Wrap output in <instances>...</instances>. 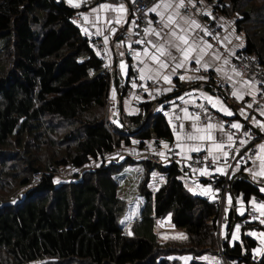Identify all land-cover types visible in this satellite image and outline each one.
Listing matches in <instances>:
<instances>
[{
  "label": "trees",
  "instance_id": "trees-1",
  "mask_svg": "<svg viewBox=\"0 0 264 264\" xmlns=\"http://www.w3.org/2000/svg\"><path fill=\"white\" fill-rule=\"evenodd\" d=\"M206 1L219 2L220 14L239 13L244 48L257 53L264 69V0ZM75 11L62 0H0V167L8 174L0 181V264H179L158 255L154 226L167 213L191 248L216 247V203L191 193L174 162L140 161L146 180L158 168L165 181L153 192L142 188L134 220L121 222L127 208L115 176L121 163L108 156L134 140L141 149L151 139L171 140L172 132L155 111L161 99L141 102L135 114L121 110L108 122L111 74L72 21ZM176 84L173 95L187 86ZM117 86L123 97L125 84ZM135 161L127 157L124 164ZM91 162L98 165L87 168ZM67 167L79 170L55 182ZM11 180L10 189H23L14 204ZM228 190L246 203L264 198L240 174L230 176ZM234 215H227V230ZM255 223L241 227L232 245L221 242L228 264H264V254L253 259L257 242L246 233Z\"/></svg>",
  "mask_w": 264,
  "mask_h": 264
},
{
  "label": "crops",
  "instance_id": "crops-1",
  "mask_svg": "<svg viewBox=\"0 0 264 264\" xmlns=\"http://www.w3.org/2000/svg\"><path fill=\"white\" fill-rule=\"evenodd\" d=\"M62 1H64L70 7L76 9V11L74 12V15H73L74 19H72V21L77 25L80 32L84 36H87L89 34L97 35L104 42L105 48L108 51L109 66H104V67L111 74L109 91L111 93H114L113 90H115L114 96L116 98V101H117L116 103L118 106L117 113H114L112 115V116L116 117V119H113L114 122H116L117 119H119V117H120V112H121L120 106H122V110L125 113H128V114L137 113L138 110H136L135 108L132 107L131 101L128 98V96H126V95L123 96V97H126V100L123 101V97H121L120 94L118 93V86H117V82H119L121 84V86H123L124 81L127 79V76L129 73L128 63L130 61V58H128L125 55V51H126V48L128 47L129 41L123 39L122 33L124 30L130 31V29L131 30L133 29L132 17H131L130 8H129L130 0H73L72 3H70L69 0H62ZM157 2H158V0H157ZM157 2L152 4L150 6V8H152V6L155 5ZM177 2H178V0H177ZM193 2H194V4L198 3L201 5L199 7V11L196 10L195 12H189V13L182 12V14L189 16V17H192V18L198 20L202 26H206V24H204L199 19L198 12H200V11L205 12L207 10H210V7H208L209 4L206 2V0H194ZM185 3H187V0H185ZM74 4H79V6H74ZM100 4H110V5H116V6L123 5L124 8L126 9V14H120L116 11L107 10V9H100L99 8ZM94 8L97 9L96 12H92V9H94ZM150 14L159 20V17H157L155 13L150 12ZM85 17H87V19H85ZM239 17H240L239 13L237 11H233L231 14H228V15L220 14L219 15L220 32L218 33V35L216 37L205 36L203 31L198 30V35L200 37H202L204 40H206L207 43L212 46L210 49H208L209 55L206 56V59L212 65L211 67L208 68V70H210V72L214 76V79H212L214 84L213 83L207 84V80H192V81L183 80L182 81L179 78L180 76L192 75V74H190L188 71L186 72L184 69H178L177 70L176 75L172 77V86H174L173 90L168 91V92H163L160 95L163 98V99L162 98L161 99L166 100L165 102H167L168 104H173L174 100L177 97H184L185 107L182 108L181 110H179L178 112L158 110V105L155 107L156 108L155 111H160V112L162 111V113L164 114V116H165V118L169 124L171 132H172L171 140H160V142L164 141L167 145L170 143H173V145L175 146L177 143L176 136L180 134V127L179 126L181 123H183L184 129L186 131H192V121L189 119H184L185 112L182 111L183 109H187V112L190 113L193 117H195V115L190 110L191 106L205 102L208 106L212 107L211 104H209L207 102V100L200 97L199 94L201 92L206 93L212 97H219L223 101V104L230 108V110L233 112V115L232 116L225 115L222 111H219V110H217V108H214L218 113L222 114L223 116H225L228 119H231L232 122H239L240 124L247 123V125L254 132H256L258 134L262 133L258 127H255L252 124V118L253 117H256L257 120L264 121V116H261L260 112H259V109L264 108V94L261 91L260 82H259V80H257L252 75L241 74L240 76H235L234 73L232 72V68H234L232 65V57L236 51H238L241 48H244L245 43H246L244 33L241 30H238L237 25H236V21L238 20ZM117 18H119V23H117ZM185 27H187V25H185ZM113 29H115V32H113ZM106 37H107V43H105ZM237 37H239V39H237ZM121 42H123V44ZM240 44H242L243 46L237 47V45H240ZM146 46H148V45L146 44ZM148 47H150V46H148ZM133 50H134V52L132 55V60L139 61L140 58L134 59L133 57L137 52H142L143 49L134 48ZM150 51L154 52V49L150 48ZM213 52H215L217 55H219L221 57V59L213 60V57L210 55ZM121 53H123V55H121ZM225 58L229 61V63L227 65H225L223 63ZM122 60L124 61L125 65H126L125 71L127 74H124V72H122V70H121L120 64H121ZM146 62L151 66V61H146ZM191 64L196 65L194 61H189L187 67H189ZM144 66H145L144 64H140L139 68H142ZM221 66L224 68V71H225V73H227L228 76H232L233 80L240 81V83L237 84L238 88L244 86L243 85L244 81H253V82H255L256 88H259L260 91L255 92L254 96L245 94L242 100L236 99L232 95V91H233L232 83L229 82L223 74H220L216 71V68L221 67ZM168 71L169 70H164V74H167ZM215 80L224 81L227 85L230 86V88H231L230 98H226L224 96V94L220 91V89L215 85ZM155 81H157V83H158V86H156L155 89H162V88L169 87V85L163 81L162 76L158 80H155ZM177 82L182 83V85H187V86L185 88H183L180 92H178L176 95H173L174 92H176V85H177L176 83ZM198 82L200 84H198ZM193 89H195L196 91L193 92L191 96L185 95L186 93L192 92ZM246 91H247V89H246ZM119 97L121 98V101H119ZM164 98H166V99H164ZM254 99H255V103L253 102ZM193 100L195 101V104L191 103V101H193ZM249 100H251V101H249ZM213 102H215V101H213ZM249 104H252L251 109L247 107V105H249ZM112 105H113V103H112ZM242 109L247 113L246 117L240 114ZM177 117H179V119H176ZM170 121H171V123H170ZM210 121L213 124L220 123V122L216 121L215 119H210ZM210 121L209 120L206 122L200 121V124L201 125H207ZM174 129H175V134H174ZM225 132H230L226 128V126H225ZM216 135L219 136V133H216ZM148 141H150V140H148ZM151 141H152V139H151ZM217 142H221V141L218 139ZM223 142L227 143L226 138ZM262 143H264V139H261V140L258 139L253 143V146H252L253 154L251 157H253V158L256 157V154H257V147L256 146L260 145ZM209 146H210V142H208V141L201 142V151L200 152L209 156V154L207 152V148ZM224 150L228 151V148L226 147ZM243 150H244V148H243ZM178 151H179V149H178ZM214 151H215V149H214ZM192 154H193V152H186L185 153V155L187 157L191 156ZM164 162H166V164L169 163L165 160H164ZM235 166L236 165H234L232 167L228 166L229 170L227 171V174H230V175L240 174L242 176H246V178H248L250 181H252L254 184H256L259 187V190L261 187H264V177H257L256 180H254L253 176L250 173L244 171L245 167H248V168L253 167V163L251 160L247 159L245 164H241V166L238 170H236L235 172H232L230 169L235 168ZM222 167H225V166H222ZM256 170L259 171V160H257V162H256ZM216 173H218V172H216L214 170H210L209 175H200V173H199V177L197 179L191 178L188 175H184L183 173H181L180 177H181L182 181L184 182L185 186L187 185L189 187V189H191L190 191L192 193H195L196 195L213 194L212 188L210 191L208 190L209 189L208 179H210ZM218 174H220V173H218ZM227 174H225V175H227ZM220 175H223V174H220ZM204 179H206V180H204ZM262 194H264V193H262ZM229 195L232 198L231 204H229V202H228V196ZM252 198H254V197H250L248 203H246V202H244L243 198L240 195H232L228 190V192L226 193L225 198H224L223 211L226 209L227 215L230 212H232L233 215L235 214L236 216L235 215L234 216L237 217V216H239L240 211H242L247 205H253L250 203ZM238 200H240L242 202L237 203ZM255 201L257 202V204H259L261 202H264V198H260V199L255 198ZM237 210H239V213L237 212ZM256 210H258V209L256 208ZM259 219L264 220V216H261ZM234 225H235V218H234V222H233V225H232L230 230H227V225L223 226L224 227L223 232L226 233V235L228 236V239H229V237H231V235L234 231V229H233ZM251 228H253L254 230L260 229V230H257V232L260 231L264 234V223H261V221L255 223V225L252 226ZM235 232H236V237L240 236L241 230L240 231L236 230ZM238 239L235 238L234 242L237 241ZM261 255L262 254L257 255L256 253L253 252V256H254L253 259L254 260L259 259V257Z\"/></svg>",
  "mask_w": 264,
  "mask_h": 264
},
{
  "label": "snow or ice",
  "instance_id": "snow-or-ice-1",
  "mask_svg": "<svg viewBox=\"0 0 264 264\" xmlns=\"http://www.w3.org/2000/svg\"><path fill=\"white\" fill-rule=\"evenodd\" d=\"M69 2L72 3L73 0H69ZM188 5H192L193 7L195 6L193 0H187V3H185V0H178V2L177 0H158V2L153 5L152 8L147 10V12L155 13L156 16L159 17L158 23L160 24V27H153V21L149 20L148 26L144 29V39L135 41L137 44H147L150 46L144 47L142 52H137L133 57L134 59L140 58L139 63L145 65L144 67L138 69L141 73L139 79L158 80L162 76L163 81L169 85L167 88L155 89L157 94H162L163 92L173 90L174 86H172V77L176 75L178 69H184L186 72L190 71V69L187 67L189 61H194L197 65V69L195 71H199L200 68H203L205 71H207V69L212 66L211 63L206 59V56L209 55L208 49H210L212 46L198 35V30L203 31L205 36H210L212 34L208 31L207 26H202L198 20L182 14L181 10L186 9ZM74 6H79V4H74ZM99 8L116 11L120 14H126V9L123 5L116 6L110 4H100ZM96 11L97 9H92V12ZM197 11H199V9ZM203 14L208 16L211 15V13L207 11H205ZM85 19H87V17H85ZM117 23H119V18H117ZM132 25L133 27L136 26L135 20L132 21ZM185 25H187V27H185ZM113 32H115V29H113ZM237 39H239V37H237ZM105 43H107V37L105 38ZM121 43L123 44V42ZM242 46V44L237 45V47ZM128 47L131 50V42H129ZM150 48L154 49V52L150 51ZM121 55H123V53H121ZM210 55L213 57V60L221 59V57L215 52L211 53ZM146 61H151V66ZM223 63L227 65L229 61L225 58ZM120 67L122 72L127 74L125 71L126 65L123 60L121 61ZM164 70L169 71L167 74H164ZM216 71L220 74H223L225 78L232 83V95L236 99L242 100L245 94L254 96L255 92L260 91L259 88H256L255 82L253 81H244V86L238 88L237 84L240 83V81H235L233 80L232 76H228L222 66L217 67ZM232 72L235 76L241 75L236 71L235 68H232ZM179 78L182 81L207 79V77L199 75H182ZM141 86L143 87V85ZM133 87H137L135 81L133 82ZM144 90L148 91L146 87ZM113 91L115 93V90ZM195 91L196 90L193 89L192 92L186 93L185 95L191 96ZM149 95L151 97V92H149ZM199 95L200 97L207 100V102L211 104L213 108H217V110L222 111L225 115H233V112L230 110V108L224 105L223 101L219 97H212L203 92H201ZM137 99L139 98L137 97ZM180 99H184V97H180ZM253 102L255 103V99ZM191 103L195 104V101L193 100ZM195 106L202 109L206 113L207 110L204 108L203 103L195 104ZM247 107L251 108L252 104L247 105ZM182 111L185 112L184 119H189L192 121V131H186L184 129L183 123L180 124V134L176 136L177 143L175 145V147L179 149V151L176 152L177 156L190 159V157H187L185 153L200 152L201 142L208 141L210 142V146L207 148V152L211 157L212 164L216 165L222 157L225 161L229 158V152L224 150L226 147L228 149H234V151L238 153L240 148L244 147L251 139H253L251 130L243 132L239 138V147L234 148V145L236 144L235 133L225 132L224 124H213L209 118L210 122L207 125H201L199 114L193 117L187 112V109H183ZM259 112L261 116H264V108L259 109ZM240 114L245 117L247 116V113L243 109L241 110ZM176 119H179V117ZM252 124L255 127H258L262 133H264V121L257 120L256 117H253ZM229 127L236 130V132H240L243 128V125L239 122H233ZM216 133H219V136H217ZM225 138L227 143L223 142ZM218 139L221 142H217ZM133 143L137 142L134 141ZM160 144L163 149L171 151L164 141H161ZM256 147V157H248V159L252 161L253 167L244 168V171L250 173L254 180H256L257 177H264V143L257 145ZM157 154L160 155L161 158H165L166 156L165 151H160ZM209 156H206L205 160H207ZM231 158L236 160L235 168L230 169L232 172H235L240 168L241 163L245 162V157L241 156L237 158L233 156ZM257 160H259V171L256 170ZM212 170L220 174H227L229 169L228 166L225 165V167L218 166ZM193 171H198L200 175L210 174V170L207 165L201 169H193ZM153 175L155 176L156 174L153 173ZM162 179L163 178L161 177V180ZM55 182L59 183V180ZM208 190H211V186H209ZM260 191L264 193V187H261ZM228 202L229 204L232 203V198L230 195L228 196ZM241 202L242 201L240 200L237 201V203ZM250 203L259 210L261 216H264V202L257 204L255 198H252ZM240 214L243 215V211H240ZM121 222L123 223V221ZM261 223H264V220H261ZM239 227L240 226L237 225L236 229L238 230ZM232 235L235 239L236 232L234 231ZM180 237L185 238L183 237V234H180ZM253 251L257 252L258 254H264V250L254 249Z\"/></svg>",
  "mask_w": 264,
  "mask_h": 264
},
{
  "label": "built area",
  "instance_id": "built-area-1",
  "mask_svg": "<svg viewBox=\"0 0 264 264\" xmlns=\"http://www.w3.org/2000/svg\"><path fill=\"white\" fill-rule=\"evenodd\" d=\"M194 1V0H193ZM157 2V0H130L129 2V8H130V14L132 17V21H136V26L133 27V29L130 31L124 30L122 33L123 39L128 40L131 42V50L129 47L126 48L125 55L130 58V61L128 63L129 66V73L127 76V79L124 81L125 84V94L124 96H128V98L131 101V105L133 108L138 110L139 104L141 102L150 101V100H160L162 97L160 94H157L155 92L156 86H158L157 81L155 80H141L140 72H139V66L140 63L137 60H132V55L134 52V48L136 49H143L146 47V44H137L135 41L144 39V29L148 26V21H153V27L158 28L160 24L158 23V19L156 17H153L150 12H147V10L150 8L152 4ZM210 7V10H207V12H210L211 15H204V11L198 12L199 19L206 24L208 31L212 34L210 37H216L218 33L220 32V21H219V15L217 10V6H220V3L215 1L213 4L211 2L206 1ZM192 5H188L186 9H182V12L189 13V12H195L199 9L201 6L200 4L196 3ZM147 13V14H146ZM74 19V16L72 17ZM88 41L93 47V49L96 51L97 57L101 60L102 64L104 66H109V56L108 51L105 48L104 42L95 34H89L87 35ZM232 65L236 69L237 72L240 74H248L254 76L257 80L260 82V88L261 91L264 94V69L260 65L259 57L255 51H248L245 48H241L238 51L235 52V54L232 57ZM190 71H188L192 75H199L207 77L208 79H214L213 74L210 72V70L207 69L205 71L203 68H200L199 71H195L197 69V65L191 64L189 67ZM135 81L137 87H133V82ZM143 85V87L141 86ZM215 85L220 89V91L224 94L226 98H230L231 95V88L229 85H227L224 81L221 80H215ZM147 88L148 91H145L144 88ZM149 92H151V97L149 95ZM137 97L139 99H137ZM154 97V98H152ZM166 100L160 101L162 103V110L164 111H174L178 112L182 108L185 107V101L184 99H180V97H177L173 104H168L165 102ZM251 101V100H249ZM204 108L207 110L206 113L196 107L195 105L190 107V110L192 113L196 116L197 114L200 115V121L206 122L210 119H215L216 121L224 124L226 128L230 131L235 133V139L236 144L235 147H239V138L241 137L243 132H247L251 130L253 139H251L248 144H246L244 147L240 148V151L237 153L234 151V149H228L229 152V158L225 161L223 158L219 162H217L216 165L212 164L211 157H209L207 160H205V155L202 152H193V154L190 157V159L183 158L182 156H177L176 152L178 149L173 145V143L168 144V147L171 149V151H167L166 149H163L160 141H153V152H146L145 151V158L156 161L161 163V161H168L174 162L177 164V166L182 170V173L184 175H188L191 178L197 179L199 177L198 171H193V169H201L204 168L206 165L209 167V170L214 169L215 167H222V166H234L236 165V160L232 159L231 157L235 156L237 158L243 156L245 157V162H242L241 164H245L248 157L252 156V146L253 143L256 140L264 139V133H256L254 132L247 123L242 124L243 128L240 132H236V130L231 129L229 126L231 125L232 120L226 118L222 114L218 113L214 108L208 106L205 102L203 103ZM251 109V108H250ZM244 148V150H243ZM160 151H165L166 156L165 158H161L160 155L157 153ZM230 174H223L220 175L218 173L214 174L210 179H208L209 186H211L213 190V194H202L200 195L202 198L214 201L216 203V208L219 212V217L217 221V230H220V226L222 223H224L223 226L227 225V216H223V208H224V198L226 193L228 192V180L230 178ZM219 190V191H216ZM243 215L239 214V217L235 219V224L239 225L240 228L245 226V224L250 222H259L261 221L259 218L260 213L253 205H247L243 210Z\"/></svg>",
  "mask_w": 264,
  "mask_h": 264
},
{
  "label": "rangeland",
  "instance_id": "rangeland-1",
  "mask_svg": "<svg viewBox=\"0 0 264 264\" xmlns=\"http://www.w3.org/2000/svg\"><path fill=\"white\" fill-rule=\"evenodd\" d=\"M125 100H126V97H123V101ZM116 102L117 101L114 96V93H111L109 91L108 98H107L108 122H114L112 115L114 113H117L118 106ZM161 109H162V103L158 104V110H161ZM134 141H132V144L130 147L120 148L108 156V160L112 162L117 161L121 163L120 169L115 170V176H117V179H119L118 195L122 197L127 204L126 211L121 216V221L126 223V225H128L134 220L136 214L138 213L140 209V206L142 205V202H143V194L141 191L142 188H145L146 190L153 192L158 187H160L165 181L164 175L161 173V171L158 168H155L151 172V174L148 176V180H146L147 176L144 174L143 166L140 163V161L143 158H145L144 154L146 150H147L146 151L147 153L153 152L152 151L153 140L147 141L145 143L144 148L142 149L139 148L138 143H133ZM41 157L45 158V155H41ZM127 157L135 158L136 161L134 162V164L132 163L124 164ZM161 164L166 165V162L161 161ZM97 165H98V162H91L87 164L86 167L90 168V167H95ZM8 169H12V168L9 167ZM75 170L77 171L79 169H69V167H67L64 170H61V173L57 174L56 180H59L60 179L59 177L61 175H67V173H72L73 171L75 172ZM0 172L2 173L0 177V181L2 182V178L8 177V174H5V172H7V169L4 167L2 168L0 167ZM153 173H155L156 175L154 176ZM161 177L163 178L162 180H161ZM65 179L70 180L71 178L66 177ZM12 183L16 184V181L11 180V185L7 186L8 189H10V187L12 186ZM186 187L189 191L191 190L189 189L187 185ZM10 190L12 191V194L15 195L13 198H16V199L21 198L20 194H22L23 189L19 191L14 189L16 190L14 191L13 188H11ZM0 194H1V191H0ZM237 212L239 213L238 210ZM226 215H227V210L225 209L223 212V216H226ZM223 225L224 223L221 224L220 230H216L215 232V237L217 240L216 247L193 246L191 248V246L187 243V237H186L185 231L182 230L181 228H177L176 226H174V224L170 220V213H167L165 216L158 218L154 226V230L157 234V240L161 248L158 250V255L160 254L159 258L169 257V259H176V261L179 264H189L192 259H195L197 261L207 262L210 264H228L225 256L223 255V250L221 248V242L227 241L229 245H232L234 243V238H233V235H231V237H229L228 239V236L226 235V233L223 232L224 230ZM236 226L237 224L233 226L234 231L237 230ZM238 230L240 231L241 228L239 227ZM257 230H260V229H257ZM257 230H254L253 228H248L246 230V233H248L250 236L255 238L257 242V246L254 249L264 250V234L260 231L257 232ZM180 234H183V237L185 238H181ZM238 238L240 239V236L236 237V239ZM254 253L259 255L257 252H254ZM48 262L49 261H45V262L41 261L40 263L48 264Z\"/></svg>",
  "mask_w": 264,
  "mask_h": 264
},
{
  "label": "water",
  "instance_id": "water-1",
  "mask_svg": "<svg viewBox=\"0 0 264 264\" xmlns=\"http://www.w3.org/2000/svg\"><path fill=\"white\" fill-rule=\"evenodd\" d=\"M119 101H121V98L119 97ZM120 110H122V106H120ZM18 201V199H16V198H14L13 200H11L10 202H9V204H14V203H16ZM1 206H3V204H0V207Z\"/></svg>",
  "mask_w": 264,
  "mask_h": 264
},
{
  "label": "clouds",
  "instance_id": "clouds-1",
  "mask_svg": "<svg viewBox=\"0 0 264 264\" xmlns=\"http://www.w3.org/2000/svg\"><path fill=\"white\" fill-rule=\"evenodd\" d=\"M74 15V14H73Z\"/></svg>",
  "mask_w": 264,
  "mask_h": 264
}]
</instances>
